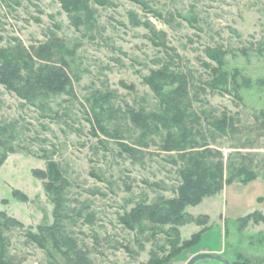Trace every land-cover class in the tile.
Wrapping results in <instances>:
<instances>
[{
    "label": "rangeland",
    "instance_id": "374dc122",
    "mask_svg": "<svg viewBox=\"0 0 264 264\" xmlns=\"http://www.w3.org/2000/svg\"><path fill=\"white\" fill-rule=\"evenodd\" d=\"M111 1L96 5L97 22L86 30L71 24L58 0H0V45L12 37L27 46L37 44L51 30L67 45L78 44L72 62L77 74L73 94L51 96L42 109L0 85V123L13 125L12 144L17 149L8 152L0 165V210L23 223L4 231L13 264H53L46 250L25 235L27 229L36 231L38 224L53 222L54 203L45 179L33 173L51 158L69 180L66 212L74 220L67 218L66 227L92 264H162L164 260L183 264L198 251L264 264V52L257 50L264 46V0H150L167 20L129 0ZM130 10L148 16L166 31L176 65L192 74L197 86L209 77L203 64L209 60L205 46L227 50L223 67L235 75L236 89L232 84L231 93L198 88L200 100H193V106L215 114L226 110L234 116V132H215L213 138L204 133L224 160L239 162L242 156L257 172L254 179H234L199 202L185 205L190 220L177 225L178 233L172 224L142 220L131 228L119 220L139 201L176 196L182 165L179 159L169 160L168 155L176 152L161 149L156 133L147 137L146 146L135 144L139 129L122 115L128 105L157 107L142 76L165 57L162 48L151 43L145 27L130 24ZM189 16L195 20L190 22ZM99 90L113 92L109 102L113 116L104 114V120L111 122L110 129H118L119 136L92 130L90 104ZM119 141L139 147L141 155L122 151ZM13 189L24 192L27 199L14 196ZM89 213L92 220L87 222ZM54 253L57 264H67ZM192 264L219 261L197 259Z\"/></svg>",
    "mask_w": 264,
    "mask_h": 264
},
{
    "label": "trees",
    "instance_id": "16d2710c",
    "mask_svg": "<svg viewBox=\"0 0 264 264\" xmlns=\"http://www.w3.org/2000/svg\"><path fill=\"white\" fill-rule=\"evenodd\" d=\"M129 1L156 18L167 20L163 12L152 5L150 0ZM58 2L61 9L69 15L71 24L75 28L83 27L86 30L92 29L97 22L96 5L112 3L111 0ZM168 17L172 18L171 13H168ZM188 19L192 22L195 17L189 16ZM128 20L132 26L145 27L151 43L161 47L165 57L159 58L160 64L142 76L143 82L157 99V107L147 110L141 106L128 105L122 115L139 129V134L134 139L135 144L146 146L147 137L156 133L160 136L161 149L176 152V155H168L169 160L176 163L179 159L182 165L178 169L181 180L176 196L165 198L159 195L151 202L139 201L129 211L124 212L119 220L131 228L135 224L140 225L142 220H148L155 225L172 224L171 229L178 233L177 225L190 220L183 210L185 205L199 202L203 196L219 191L225 183L234 179L248 181L257 175L255 168L251 167V163H246L242 156L239 162L230 157L224 160L222 151L212 147L207 139L209 135L204 133V130L208 131L213 138L215 132H234V116L226 110L215 114L205 108L198 111L193 106V100H200L198 88L202 91L209 88L211 91L231 93L230 84L234 89L237 87L235 75L223 67V57L227 50L221 45H207L204 51L209 60L203 61V64L208 68L209 77L201 86H197L192 74L176 65L171 53L173 47L167 45L166 31L163 28L157 27L148 16L141 17L133 10L128 12ZM77 45H67L52 30L48 38L29 46L19 37H12L11 41L0 45V85L29 104L39 105L42 109L48 107L47 100L51 96L74 93L73 77L77 74L72 62ZM242 50L246 52L244 48ZM257 50L264 52V46H259ZM112 94V91L100 90L93 94L90 104L94 117L92 130L98 129L106 135L119 136L118 129H110L111 122L104 120L113 116L114 110L111 112L109 104ZM262 113L264 114V111ZM204 124L208 126L206 129ZM14 136L13 125L0 123V165L8 152L17 150L12 144ZM118 144L120 149L130 156H140L142 153L135 145L123 141ZM33 173L45 179L44 187L54 203V217L50 224H38L36 231L27 229L26 237L45 249L53 264L59 263L54 252L64 258L67 264H92L87 251L79 247L77 237L66 227L65 220L74 219L66 212V188L69 186V180L60 163L55 159H48L45 168H35ZM12 193L20 199H27V195L19 189H13ZM91 220L89 213L86 221ZM12 226L22 227L23 223L0 210V264H13L8 250L9 240L4 234V231ZM166 262L163 261L164 264ZM236 262L247 264L245 261Z\"/></svg>",
    "mask_w": 264,
    "mask_h": 264
},
{
    "label": "water",
    "instance_id": "95a60500",
    "mask_svg": "<svg viewBox=\"0 0 264 264\" xmlns=\"http://www.w3.org/2000/svg\"><path fill=\"white\" fill-rule=\"evenodd\" d=\"M197 259H215L221 261L223 264H230L229 259L217 251H198L194 253L185 264H192Z\"/></svg>",
    "mask_w": 264,
    "mask_h": 264
},
{
    "label": "flooded vegetation",
    "instance_id": "af4514ba",
    "mask_svg": "<svg viewBox=\"0 0 264 264\" xmlns=\"http://www.w3.org/2000/svg\"><path fill=\"white\" fill-rule=\"evenodd\" d=\"M218 252V251H217ZM196 253V252H195ZM220 253V252H219ZM194 254V253H193ZM222 254V253H221ZM192 256V255H191ZM190 256V257H191ZM189 257V258H190ZM188 260V259H187ZM187 260L183 263V264H185L186 262H187ZM201 261H205V260H209V259H200ZM217 261H219V260H217ZM230 261V260H229ZM237 261H239V260H237ZM219 264H223L221 261H219ZM230 264H238V262H236V261H230Z\"/></svg>",
    "mask_w": 264,
    "mask_h": 264
}]
</instances>
